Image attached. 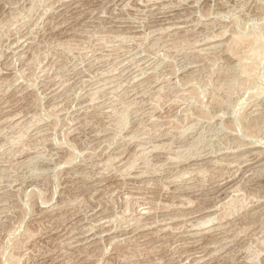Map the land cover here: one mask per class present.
Here are the masks:
<instances>
[{
    "label": "rangeland",
    "instance_id": "rangeland-1",
    "mask_svg": "<svg viewBox=\"0 0 264 264\" xmlns=\"http://www.w3.org/2000/svg\"><path fill=\"white\" fill-rule=\"evenodd\" d=\"M263 72L264 0H0V264H264Z\"/></svg>",
    "mask_w": 264,
    "mask_h": 264
},
{
    "label": "bare ground",
    "instance_id": "bare-ground-1",
    "mask_svg": "<svg viewBox=\"0 0 264 264\" xmlns=\"http://www.w3.org/2000/svg\"><path fill=\"white\" fill-rule=\"evenodd\" d=\"M224 30H225V29H224ZM221 31H222V30H221ZM226 31H227V30H226ZM236 33H237V32H236ZM255 33H256V32H255ZM258 33H259V32H258ZM223 34H224V33H223ZM223 34H222V35H223ZM225 34H226V33H225ZM225 34H224V35H225ZM256 34H257V33H256ZM232 35H233V34H232ZM241 35H242V34H241ZM236 36H237V35H236ZM214 37H215V36H214ZM234 37H235V36H234ZM249 37H252V36H249ZM255 37H256V35H255ZM257 37H258V36H257ZM260 37H261V36H260ZM260 37H259V38H260ZM235 38H237V37H235ZM238 38H239V36H238ZM241 38H242V37H241ZM243 38H244V37H243ZM245 38H247V37H245ZM253 38H254V36H253L252 39H251L252 41H254ZM216 39H217V38H216ZM218 39H219V38H218ZM255 39H256V38H255ZM210 40H211V39H210ZM229 40H230V39H229ZM244 40H246V39H244ZM248 40H249V39H248ZM251 40H250V41H251ZM257 40H258V38H257ZM259 40H260V39H259ZM211 41H212V40H211ZM222 41H223V40H222ZM239 41H240V40H239ZM234 42H236V41H234ZM259 42H260V41H258V43H259ZM261 42H263V41H261ZM249 43H251V42H249ZM255 43H257L256 40H255ZM255 43H254V45H255ZM258 43H257V44H258ZM202 44H203V43H202ZM259 44H260V43H259ZM227 45H228V44H227ZM231 45L233 46L232 43H231ZM250 45H251V44H250ZM252 45H253V42H252ZM262 45H263V44H262ZM218 46H219V45H218ZM239 46H240V45H239ZM247 46H248V45H247ZM255 46H256V45H255ZM229 47H230V46H229ZM236 47H237V46H236ZM236 47H235V48H236ZM256 47H257V46H256ZM262 47H263V46H262ZM262 47L260 46V49H261ZM235 48H232V49H235ZM252 48H253V46H252ZM252 48H251V49H252ZM254 48H255V47H254ZM238 49H239V48H238ZM247 49H248V48H247ZM249 49H250V47H249ZM260 49H259V45H258V47H257V51L259 52ZM198 50H199V49H198ZM252 51H253V50H252ZM254 51H255L256 54H257V51H256L255 49H254ZM260 52H262V50H260ZM227 53H228V52H227ZM229 53H230V52H229ZM231 53H232V51H231ZM248 53H249V52H248ZM262 53H263V52H262ZM251 54H252V52H251ZM256 54L254 55V53H253V56H256V58H258V57H257L258 55H256ZM233 55H234V54H233ZM259 55H260V54H259ZM247 56H248V55H247ZM247 56H246V57H247ZM260 56H261V55H260ZM244 58H245V57H244ZM236 59H237V58H236ZM238 59H239V58H238ZM255 60H256V59H255ZM257 60L259 61V59H257ZM253 61H254V60H253ZM249 63H250V62H249ZM259 64H260V63H259ZM251 65H252V64H251ZM235 66H236V65H235ZM248 66H250V65H248ZM240 67H241V66H240ZM253 67H255V66H253ZM253 67H252V69H253ZM243 68H244V69H243ZM243 68H242V69L244 70V72H245L246 74L252 73V72L254 71V70H253L252 72H250V70H249V69H246V67H243ZM256 72H257V71H256ZM254 73H255V71H254ZM263 73H264V72H263ZM252 74H253V73H252ZM256 75H257V73H256ZM250 76H251V75H250ZM261 76H262V75H261ZM238 77H239V76H238ZM249 78H250V77H249ZM256 78H257V77H256ZM235 79H236V78H235ZM252 79H253V77H252ZM261 79H262V78H261ZM204 80H205V79H204ZM261 81H262V80H261ZM245 84H246V83H245ZM247 84H248V83H247ZM247 84H246V85H247ZM250 85H251V84H250ZM260 86H261V85H260ZM216 87H217V86H216ZM192 88H193V87H192ZM261 88H263V87H261ZM261 88H260V89H261ZM219 89H220V88H219ZM194 90H195V89H194ZM244 90H245V89H244ZM186 92H187V91H186ZM261 92H263V89H262ZM187 94H188V93H187ZM187 94H186V95H187ZM190 94H191V93H190ZM260 96H261V95H260ZM238 97H239V96H238ZM197 98H198V97H197ZM193 99H194V98H193ZM228 99H229V98H228ZM190 101H191V100H190ZM236 103H238V102H236ZM227 104H228V103H227ZM259 105H260V104H259ZM259 105H258V106H259ZM235 106H236V105H235ZM232 109H233V107H232ZM254 110H255V109H254ZM242 113H243V112H242ZM225 115H226V114H225ZM253 115H254V113H253ZM236 117H237V116H236ZM247 119H248V118H247ZM244 122H245V121H244ZM247 131H248V130H247ZM250 134H251V133H250ZM251 135H252V134H251ZM251 135H250V136H251ZM250 136H249V137H250ZM254 136H255V135H254ZM248 139H249V138H248ZM254 139H255V138H254ZM253 146H254V145H253ZM243 149H244V148H243ZM234 151H235V150H234ZM218 152H219V151H218ZM204 154H205V153H204ZM220 154H221V153H220ZM246 157H247V156H246ZM199 158H200V157H199ZM237 159H238V158H237ZM107 162H108V161H107ZM100 164H101V163H100ZM240 164H241V163H240ZM242 165H243V164H242ZM219 166H220V165H219ZM98 167H99V166H98ZM240 168H241V167H240ZM256 168H257V167H256ZM259 171H260V170H259ZM252 174H253V173H252ZM244 176H246V175H244ZM132 177H133V176H132ZM243 178H244V177H243ZM234 188H235V187H234ZM230 191H231V190H230ZM228 198H229V197H228ZM232 203H233V202H232ZM229 204H230V203H229ZM53 206H54V205H53ZM1 209H2V208H1ZM231 209H232V208H231ZM208 211H209V210H208ZM4 212H5V211H4ZM51 212H52V211H51ZM262 214H263V213H262ZM205 219H206V218H205ZM207 219H208V218H207ZM210 219H211V218H210ZM208 221H209V220H208ZM196 222H197V221H196ZM193 223H194V222H193ZM204 223H205V222H204ZM203 225H204V224H203ZM195 227H196V226H195ZM44 255H45V254H44Z\"/></svg>",
    "mask_w": 264,
    "mask_h": 264
}]
</instances>
